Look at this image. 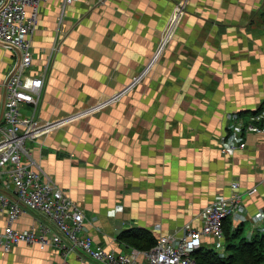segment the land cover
<instances>
[{
  "label": "crops",
  "instance_id": "crops-1",
  "mask_svg": "<svg viewBox=\"0 0 264 264\" xmlns=\"http://www.w3.org/2000/svg\"><path fill=\"white\" fill-rule=\"evenodd\" d=\"M64 2L40 6L32 40L30 74L52 56L41 121L111 99L146 71L117 101L26 143L44 173L82 209L84 233L116 253L136 242L148 247L185 226L200 229L203 208L231 196L238 181L241 209L227 221L236 234L232 242L264 237V134L244 132V149L220 154L236 124L246 125L250 112L263 109L264 0ZM177 6L183 11L171 28ZM16 59L0 46V126L3 83ZM21 111L27 115L30 107ZM6 180L1 177L0 190ZM37 220L27 212L14 227L26 231ZM5 225L0 211V231ZM202 249L213 250L212 241L205 238ZM78 258L71 255L69 264H80ZM59 260L53 249L24 244L0 253V264Z\"/></svg>",
  "mask_w": 264,
  "mask_h": 264
},
{
  "label": "built area",
  "instance_id": "built-area-1",
  "mask_svg": "<svg viewBox=\"0 0 264 264\" xmlns=\"http://www.w3.org/2000/svg\"><path fill=\"white\" fill-rule=\"evenodd\" d=\"M45 2L47 0H0V46L13 50L17 56L3 83L0 179L5 176L7 180L4 182V189L0 190V211L5 214L6 222L0 231L1 255L4 256L13 247L24 244L36 246L40 250L53 249L60 256L57 264H69L68 259L74 254L78 255L80 264H196L192 254L202 248L203 240L208 238L212 241L213 250L224 257L223 225L241 209L243 194L239 192L238 181H233L230 185L233 190L231 196H218L203 208L200 229L185 226L180 235H161L149 250L129 248L127 252L116 253L96 245L92 237L84 233L82 209L44 173L31 157L26 143L105 108L120 99L137 82L123 94L114 95L111 99L71 117L41 121L37 116L38 105L52 56L47 57L40 73L30 72L34 62L33 35L39 20L40 6ZM71 2L72 0H65L64 6ZM175 9L177 12L172 17L171 28L183 11L180 6ZM62 18L63 14L60 23ZM141 74H146V71ZM25 105L30 107L27 115L21 111ZM247 121L246 125L237 123L231 138L222 140V156L244 149L245 144L240 142L244 132L264 134V109L255 116L248 117ZM7 189H10L9 193ZM256 191L254 187L245 194L251 195ZM27 212L37 213L41 222L37 220V227L26 231L15 229L19 217ZM140 260L142 262L139 263Z\"/></svg>",
  "mask_w": 264,
  "mask_h": 264
},
{
  "label": "trees",
  "instance_id": "trees-1",
  "mask_svg": "<svg viewBox=\"0 0 264 264\" xmlns=\"http://www.w3.org/2000/svg\"><path fill=\"white\" fill-rule=\"evenodd\" d=\"M262 110L259 109L256 112H250L251 114L248 113L250 114L248 115V117L255 116ZM223 230L225 234L226 255L224 257H220L214 250H204L200 248L192 254V258L196 264H261L264 262L263 257L255 254V249L253 248L257 244H263L264 237L255 239L250 243L245 239H239V242L237 244H234L232 240L234 236H236V234L231 235L230 225L228 224V222L224 223ZM153 242L154 241L150 240L148 244L149 246L147 245L148 247L138 245V243L136 242L132 245V248L138 250H149L155 245V242Z\"/></svg>",
  "mask_w": 264,
  "mask_h": 264
},
{
  "label": "rangeland",
  "instance_id": "rangeland-1",
  "mask_svg": "<svg viewBox=\"0 0 264 264\" xmlns=\"http://www.w3.org/2000/svg\"><path fill=\"white\" fill-rule=\"evenodd\" d=\"M183 10V9H182ZM177 12V10H175V13ZM145 75V74H144ZM144 75H142L141 77H143ZM142 79V78H141ZM245 235H247V232L244 233ZM261 234V233H260ZM264 234V233H263ZM253 240L249 241L252 242ZM248 242V241H247ZM255 249V254H258L260 255L261 257H263L264 259V241H263V244H260V245H256L253 247ZM264 263V262H263Z\"/></svg>",
  "mask_w": 264,
  "mask_h": 264
},
{
  "label": "water",
  "instance_id": "water-1",
  "mask_svg": "<svg viewBox=\"0 0 264 264\" xmlns=\"http://www.w3.org/2000/svg\"><path fill=\"white\" fill-rule=\"evenodd\" d=\"M141 75H142V74H141ZM139 79H140V76H139L136 80H134L128 88L124 89V90H123L122 92H120L119 94H123L127 89H129L131 86H133V85H134Z\"/></svg>",
  "mask_w": 264,
  "mask_h": 264
},
{
  "label": "bare ground",
  "instance_id": "bare-ground-1",
  "mask_svg": "<svg viewBox=\"0 0 264 264\" xmlns=\"http://www.w3.org/2000/svg\"><path fill=\"white\" fill-rule=\"evenodd\" d=\"M177 10V9H176ZM171 31V30H170Z\"/></svg>",
  "mask_w": 264,
  "mask_h": 264
}]
</instances>
